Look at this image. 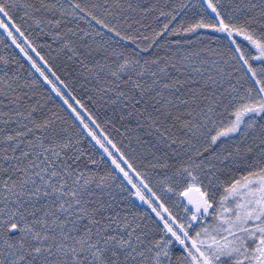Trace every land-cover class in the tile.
Listing matches in <instances>:
<instances>
[{
  "label": "snow or ice",
  "instance_id": "1",
  "mask_svg": "<svg viewBox=\"0 0 264 264\" xmlns=\"http://www.w3.org/2000/svg\"><path fill=\"white\" fill-rule=\"evenodd\" d=\"M0 264H264V0H0Z\"/></svg>",
  "mask_w": 264,
  "mask_h": 264
}]
</instances>
